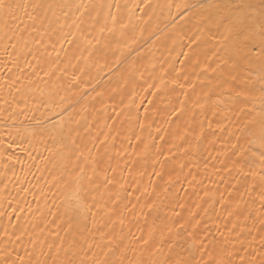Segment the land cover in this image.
Instances as JSON below:
<instances>
[{
	"label": "bare ground",
	"instance_id": "1",
	"mask_svg": "<svg viewBox=\"0 0 264 264\" xmlns=\"http://www.w3.org/2000/svg\"><path fill=\"white\" fill-rule=\"evenodd\" d=\"M11 2L13 15L0 17V153L13 141L25 150L0 155V264H261L264 188L229 163L234 146L246 156L254 147L234 134L264 119L259 69L218 43L234 10L223 5L242 0ZM247 2L258 14L261 0ZM57 66L63 75L31 74ZM179 100L189 112L177 124ZM69 111L74 150L45 159L47 129ZM199 125L198 144L177 136ZM79 169V194L54 179ZM77 199L90 210L69 209Z\"/></svg>",
	"mask_w": 264,
	"mask_h": 264
},
{
	"label": "snow or ice",
	"instance_id": "2",
	"mask_svg": "<svg viewBox=\"0 0 264 264\" xmlns=\"http://www.w3.org/2000/svg\"><path fill=\"white\" fill-rule=\"evenodd\" d=\"M224 7H232L234 10L231 12L230 16L226 18L227 24L224 25L226 35L222 34L218 40V43L222 45L224 52L227 54L228 59L233 58H241L250 63V65L257 66L259 69V104H260V112L262 116H264V0H261V4L259 6V11L257 14L256 5L248 3L247 0H242L240 4L232 5L230 3L224 4ZM17 5L11 2V0H0V17H9L13 15V10L16 8ZM80 15H83V11L89 8V5L80 4L76 6ZM109 10H111L112 6H108ZM173 7L176 9V13L181 20L184 19L185 13H181V8L184 7L181 4H176ZM118 8V6H117ZM109 19L112 21L113 26L116 24V17L110 16ZM122 27L124 25H121ZM110 31L114 30L109 29ZM104 29H101L103 32ZM199 39V35H194L190 40L187 47L189 51H195L192 49V44H195L196 41ZM258 41L259 51H253L252 45ZM99 42V41H97ZM251 42V43H250ZM88 43H92L91 40H88ZM15 45H13L14 47ZM63 47V45H61ZM183 47V46H182ZM59 55V53H56ZM185 57L188 56V53H184ZM26 67L32 68L30 64H26ZM219 68V65L216 68H211L209 66H205L202 70L207 74L209 71H216ZM19 71L23 72V69H19ZM43 72V75L48 76L50 73L52 75L61 74L63 75V70L57 66L54 70L53 68L49 67L47 71H43L42 69H32V75L39 76L40 73ZM72 80L69 82V88H71L72 82H75L80 79L75 73L71 74ZM207 78V77H205ZM163 83V80H161ZM172 83H176V80H172ZM183 87V85H180ZM5 88L10 87V85L5 84ZM79 87V85H77ZM152 87H157L156 85H152ZM239 95H243V92L238 93ZM187 94H185V99H187ZM190 103H192L190 101ZM201 105L204 103L203 101H198ZM178 107H174L171 110L170 119L173 117L177 124L179 122L184 121L185 117L188 115L189 109L188 106L184 103L183 100L177 101ZM196 103H192V107H196ZM63 108V106H60ZM72 122L70 111L68 113L61 114V121L57 125V127L47 129V135L50 143H42L41 147L44 148L45 156L44 158L47 159L48 157L53 158H60L64 155L65 151H72L74 150L73 146L71 145V137L65 135V124H70ZM211 127V124L208 125ZM243 135L246 137L244 141L240 140V136ZM177 136L181 139L185 137H191V141L186 140V143H199L201 138L205 137V128L203 125H199L196 127L187 126L183 129H179L177 132ZM234 139L236 140L237 144H249L254 147H250L247 151L251 154L246 156L245 149L241 147H235L232 153V156L229 157V163L235 168L238 174L246 175L248 177L259 176V180L261 182V187L264 188V119H261L259 122V130L256 131L254 128H249L247 132H241L239 134H234ZM15 144L16 148H19L21 151H24L23 142H10L7 145V148L4 149L0 155H6L8 160L13 159V154L9 153V149H12ZM258 149V151H257ZM30 151L35 150V146H33ZM83 155V152L80 153ZM162 159H167V156L161 153ZM254 157V158H253ZM227 166V165H226ZM259 168L260 171H254V168ZM247 169V171H246ZM156 175L160 176L161 173L157 172ZM54 179H57L60 183H65L66 181L71 185L75 186L77 189V193L79 194L80 186L88 179L84 174L83 169H79L70 176H55ZM170 180V177H169ZM106 184L112 183V180L105 177ZM247 182V181H246ZM262 198H264V192H262ZM226 202V201H223ZM69 209L75 207L79 209L81 212L88 211L87 205L84 203L83 200L77 199L75 205L69 203ZM108 209L105 208L104 214H108ZM231 215V213H229ZM119 219L121 224L124 223L123 216L116 217ZM110 220L113 217H109ZM196 222H193L195 225ZM233 227H238L233 225ZM179 228H185L184 224H180ZM264 231V230H262ZM147 243V241H144ZM209 258L211 259V253H208ZM3 264H7V262H3ZM15 264V262H13ZM213 264H216V261L213 260ZM264 264V261L261 262Z\"/></svg>",
	"mask_w": 264,
	"mask_h": 264
}]
</instances>
